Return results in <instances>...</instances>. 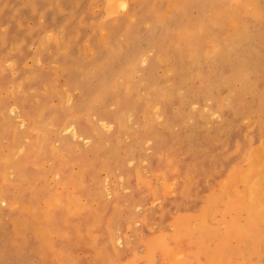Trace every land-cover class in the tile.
<instances>
[{"label":"rangeland","instance_id":"obj_1","mask_svg":"<svg viewBox=\"0 0 264 264\" xmlns=\"http://www.w3.org/2000/svg\"><path fill=\"white\" fill-rule=\"evenodd\" d=\"M0 264H264V0H0Z\"/></svg>","mask_w":264,"mask_h":264},{"label":"bare ground","instance_id":"obj_2","mask_svg":"<svg viewBox=\"0 0 264 264\" xmlns=\"http://www.w3.org/2000/svg\"><path fill=\"white\" fill-rule=\"evenodd\" d=\"M117 2V1H116Z\"/></svg>","mask_w":264,"mask_h":264}]
</instances>
